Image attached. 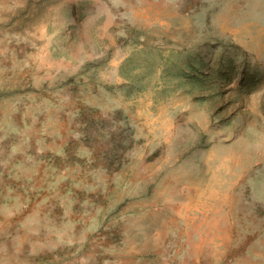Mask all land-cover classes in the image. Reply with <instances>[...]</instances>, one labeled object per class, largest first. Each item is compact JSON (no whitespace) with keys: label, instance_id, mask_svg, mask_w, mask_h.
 I'll return each instance as SVG.
<instances>
[{"label":"rangeland","instance_id":"1","mask_svg":"<svg viewBox=\"0 0 264 264\" xmlns=\"http://www.w3.org/2000/svg\"><path fill=\"white\" fill-rule=\"evenodd\" d=\"M0 264H264V0H0Z\"/></svg>","mask_w":264,"mask_h":264}]
</instances>
